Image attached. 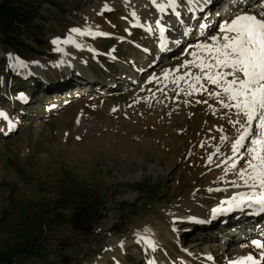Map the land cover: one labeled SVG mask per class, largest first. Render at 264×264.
<instances>
[{"label": "rangeland", "instance_id": "obj_1", "mask_svg": "<svg viewBox=\"0 0 264 264\" xmlns=\"http://www.w3.org/2000/svg\"><path fill=\"white\" fill-rule=\"evenodd\" d=\"M200 2L36 0L28 45L0 42V264H228L260 252L218 238L260 223L212 211L250 194L239 170L251 145L232 152L235 110L194 79L207 57L197 45L224 22L210 14L221 0L209 12ZM263 4L240 14L264 16ZM197 21L207 35L184 39ZM161 29L171 49H158Z\"/></svg>", "mask_w": 264, "mask_h": 264}, {"label": "snow or ice", "instance_id": "obj_2", "mask_svg": "<svg viewBox=\"0 0 264 264\" xmlns=\"http://www.w3.org/2000/svg\"><path fill=\"white\" fill-rule=\"evenodd\" d=\"M153 2L155 3L156 0ZM169 2L172 5L177 4V0H169ZM188 3L195 4L196 0H188ZM156 23L159 25L160 22ZM70 32L80 35H107L93 33L90 30L85 32L80 28H73ZM210 40L213 43L204 42L197 45L207 51V57L201 55L199 63L195 65L201 70V75L195 76L194 79L196 82L206 79L212 85H216L220 90L209 95L216 97L221 107L235 110L237 119L229 122L234 127L239 125L240 131L231 145L232 152L238 154L241 148H245L246 140L251 145L245 148L251 158L247 160V166L239 170V176L250 189L260 190L259 193L253 192L252 195L246 193L237 195L247 196L249 203L259 205L261 210H264V16L247 13L235 15L231 21H224L219 26L217 35L211 36ZM52 43L56 44L58 40L54 39ZM63 43H75V40L69 36ZM192 55L197 54L193 52ZM205 69L207 71H204ZM214 69L218 70L213 71ZM179 79L182 80L184 77L181 76ZM188 94L191 95V92ZM0 117L7 119V114L0 111ZM240 117L244 118L243 123ZM221 139L227 138L221 137ZM211 158L209 156L210 161ZM231 167L235 169L236 163L233 162ZM232 199L235 200L236 197ZM212 211L216 213L220 209ZM253 245L264 254V243L253 241ZM246 261L257 264L256 258L251 254L231 264H245Z\"/></svg>", "mask_w": 264, "mask_h": 264}, {"label": "trees", "instance_id": "obj_3", "mask_svg": "<svg viewBox=\"0 0 264 264\" xmlns=\"http://www.w3.org/2000/svg\"><path fill=\"white\" fill-rule=\"evenodd\" d=\"M36 0H0V42L6 49L26 46L21 35L35 27ZM14 82L12 86H14Z\"/></svg>", "mask_w": 264, "mask_h": 264}, {"label": "bare ground", "instance_id": "obj_4", "mask_svg": "<svg viewBox=\"0 0 264 264\" xmlns=\"http://www.w3.org/2000/svg\"><path fill=\"white\" fill-rule=\"evenodd\" d=\"M201 2H200V6L201 7H203V8H205L207 11L206 12H209L210 11V9H212V7H213V2H212V0H200ZM225 1H227L229 4H233V2H231L230 0H225ZM225 1H224V4L227 6V3H225ZM135 6V5H134ZM199 6V5H198ZM225 6V7H226ZM100 7L101 8H103V6L102 5H100ZM99 7V8H100ZM224 7V8H225ZM135 10H136V8H134ZM261 10H263L264 11V4H263V8H261ZM255 11V10H254ZM211 13H213V12H210V14ZM238 15V14H237ZM232 18H234V17H232ZM155 25V24H154ZM153 26V25H152ZM208 82V81H207ZM209 83V82H208ZM210 85V84H209ZM211 86V85H210ZM196 91V90H195ZM204 98V97H203ZM206 107V106H205ZM208 107V106H207ZM227 109V108H226ZM180 110V109H179ZM184 110V109H183ZM199 116V115H198ZM201 116V115H200ZM217 117V116H216ZM198 118V117H197ZM186 119V118H185ZM222 119H224V118H222ZM214 120V119H213ZM179 121V120H178ZM185 122V121H184ZM189 122V121H188ZM173 123V122H172ZM181 123V122H180ZM184 129V128H183ZM204 130V129H203ZM217 135V134H216ZM248 143V141L246 140L245 141V145H248L247 144ZM241 150H242V148H241ZM240 151V150H239ZM45 172V171H44ZM44 175V174H43ZM229 195V194H228ZM248 195V194H247ZM260 224L262 223V221L261 222H259ZM236 227V226H235ZM238 229H242V228H238ZM253 241H256V240H253ZM253 241H251V242H249L250 244H248L250 247H247V246H245V247H247V248H252L253 247V249L255 248V246L253 245ZM246 248V249H247ZM259 249V248H258ZM261 251V250H260ZM249 253V252H248ZM256 253V252H255ZM247 254V253H246ZM252 256H256V255H254V253H253V251H252V253H250ZM249 255V254H248ZM248 255H242L241 257H247ZM240 257V258H241ZM256 258V257H255ZM257 259V258H256ZM239 260V259H238ZM237 260V261H238ZM208 262V261H207ZM249 263H252L251 261H246L245 262V264H249ZM192 264V263H191ZM228 264H231V262L230 263H228Z\"/></svg>", "mask_w": 264, "mask_h": 264}]
</instances>
